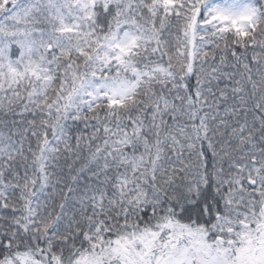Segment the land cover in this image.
I'll list each match as a JSON object with an SVG mask.
<instances>
[{"label": "snow or ice", "instance_id": "6c2138e0", "mask_svg": "<svg viewBox=\"0 0 264 264\" xmlns=\"http://www.w3.org/2000/svg\"><path fill=\"white\" fill-rule=\"evenodd\" d=\"M0 264H264V0H0Z\"/></svg>", "mask_w": 264, "mask_h": 264}]
</instances>
